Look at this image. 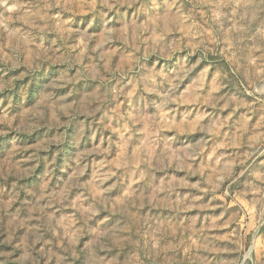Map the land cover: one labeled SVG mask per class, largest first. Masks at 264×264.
I'll list each match as a JSON object with an SVG mask.
<instances>
[{
    "label": "rangeland",
    "instance_id": "obj_1",
    "mask_svg": "<svg viewBox=\"0 0 264 264\" xmlns=\"http://www.w3.org/2000/svg\"><path fill=\"white\" fill-rule=\"evenodd\" d=\"M0 264H264V0H0Z\"/></svg>",
    "mask_w": 264,
    "mask_h": 264
}]
</instances>
